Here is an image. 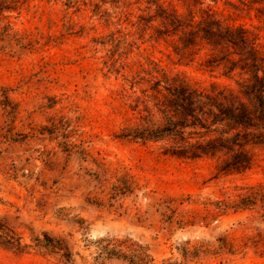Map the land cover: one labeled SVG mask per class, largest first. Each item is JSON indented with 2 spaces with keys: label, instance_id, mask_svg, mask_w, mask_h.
<instances>
[{
  "label": "rangeland",
  "instance_id": "rangeland-1",
  "mask_svg": "<svg viewBox=\"0 0 264 264\" xmlns=\"http://www.w3.org/2000/svg\"><path fill=\"white\" fill-rule=\"evenodd\" d=\"M216 1L264 35L254 7ZM19 5L0 17V264H128L105 258V239L145 247L153 264H264L252 244L264 237V209L214 205L235 186L264 184V148L252 170L224 175L216 159L179 160L161 154L165 142L115 136L132 118L127 79L149 61L202 86L217 74L150 40L138 26L147 0Z\"/></svg>",
  "mask_w": 264,
  "mask_h": 264
},
{
  "label": "trees",
  "instance_id": "trees-1",
  "mask_svg": "<svg viewBox=\"0 0 264 264\" xmlns=\"http://www.w3.org/2000/svg\"><path fill=\"white\" fill-rule=\"evenodd\" d=\"M177 1L147 0L148 15L140 17L138 26L151 30L150 40L171 48L177 62L199 59L200 66L216 73L218 80L202 86L149 61V68L126 78L130 93L124 92L123 98L132 118L115 136L142 143L165 142L161 154L179 160L216 159L219 174L247 173L264 148V35L256 27L236 24L219 14L211 4L216 0ZM240 2L254 7L264 20V0ZM19 8V0H4L0 17L8 20L3 13ZM11 25L8 21L10 29ZM234 190L241 192H225L214 203L222 213L258 205L264 209V184L235 186ZM258 236L252 244L264 251V237ZM103 241L107 243L105 258L153 264L145 247H128L130 251L125 252L111 246L112 239ZM219 241L222 248L227 245Z\"/></svg>",
  "mask_w": 264,
  "mask_h": 264
}]
</instances>
